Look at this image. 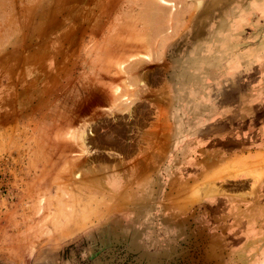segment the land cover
<instances>
[{
    "label": "rangeland",
    "instance_id": "obj_1",
    "mask_svg": "<svg viewBox=\"0 0 264 264\" xmlns=\"http://www.w3.org/2000/svg\"><path fill=\"white\" fill-rule=\"evenodd\" d=\"M0 264H264V0H0Z\"/></svg>",
    "mask_w": 264,
    "mask_h": 264
}]
</instances>
